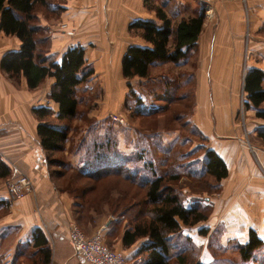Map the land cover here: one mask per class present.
<instances>
[{
  "label": "crops",
  "instance_id": "crops-1",
  "mask_svg": "<svg viewBox=\"0 0 264 264\" xmlns=\"http://www.w3.org/2000/svg\"><path fill=\"white\" fill-rule=\"evenodd\" d=\"M157 2L158 0H52L50 7L55 12L50 8L46 12L54 16L50 19L41 18L40 21L50 33L49 54L54 55L56 62H59L69 48L82 46L86 49L87 66L89 64L95 68L101 64L107 71L105 64L114 59L122 75L121 63L127 48L131 45H143L142 40L132 41L129 25L139 19L156 20L154 7L162 6L165 9L167 3L162 1L158 5ZM263 24L264 21L261 23L255 20L254 23L250 22L249 27L260 28ZM244 26V16L239 13L235 29L240 32ZM112 44L124 46L118 52H114V48L111 52ZM91 45H98L101 50L92 54L89 49ZM20 49L21 41L16 35H7L0 30V164L9 170L7 176H0V253L10 258V261L4 260L8 262L5 264H11L17 249L22 245L24 247L27 241L32 240L34 231L40 229L50 243V264H86L69 245L70 226L75 220L73 199L56 187L47 152L38 135V125L43 121L34 112L40 108L50 109V122L59 127L64 125L58 120L59 103L49 97L55 79L47 78L37 89H30L24 76L11 78L3 72V56ZM99 51L103 53L99 57L102 62L101 59L96 61ZM229 58L233 62H226V66L223 63L220 67L224 66V69L220 72V69H216L217 76L211 78V85L208 77L204 76L203 79L201 75L198 104L193 118L196 127L208 137L209 148L216 151L228 166V176L219 182L222 186L219 195L203 197L202 194L192 193L185 188L187 206L200 203L212 208L207 220L182 228L183 236L190 237L198 247L199 261L204 264L215 261L210 245L212 239L219 240L218 244L224 249L232 242L246 244L250 231L254 230L264 241V145L260 141V148L253 146V151L238 136L235 118L245 76L241 78L242 61L239 51ZM214 65L217 67L216 62ZM231 65L239 70L234 74L237 79L233 84L227 83L225 77L231 75L226 70ZM203 66L204 62H200L201 70ZM251 68L264 71V66L258 63L248 66L247 70ZM111 111L102 109L100 115L96 112H89L88 115L103 119ZM262 124L247 128V132L250 134L258 127L264 128V122ZM197 168L199 167H195ZM154 170L159 174L167 171L158 170L157 167ZM150 172L146 176L150 177ZM19 174H26L31 178L34 192L14 201L8 182L15 180ZM184 180L188 181V178L184 176L181 181ZM105 225L109 232L111 221H106ZM93 227L89 228V235L97 226ZM144 241H138L129 251L137 252ZM220 246L216 247L220 250ZM29 250L34 251V248L30 246ZM123 252L126 255L124 250ZM22 259L21 256L18 257L19 261H24Z\"/></svg>",
  "mask_w": 264,
  "mask_h": 264
},
{
  "label": "rangeland",
  "instance_id": "rangeland-1",
  "mask_svg": "<svg viewBox=\"0 0 264 264\" xmlns=\"http://www.w3.org/2000/svg\"><path fill=\"white\" fill-rule=\"evenodd\" d=\"M162 1L167 2L165 9L174 22L182 17L199 14L201 9L205 11V23L198 48L179 64L168 62L155 66L150 78L126 79L127 82L118 71L114 59L105 64L107 71L101 64L95 68L88 64L87 69H93L94 73L78 88V97L81 98L79 114L69 122H60L69 124L65 148L49 156L56 187L73 199L74 223L88 234L90 227L97 226L95 231L100 226H106V221H111L112 225L105 237L106 244L112 249L124 250L128 264H137L139 258L135 255L136 250L129 251L123 247L121 235L129 221L140 213V207L128 195L120 203L116 202L123 192L137 197L143 192L117 177L94 180L82 176L79 172L96 170L108 162L125 164L142 175H149L144 167H152L148 165L151 161H156L154 166L161 171H168L170 165L179 167L186 162L187 167H201L204 153L209 148L208 137L198 128L199 131L196 130L193 122L201 75L203 79L207 76L211 85V78L217 76L216 69H220V72L224 69V66L220 67L223 63L225 66L228 61L232 63L233 60L229 56H234L237 50L242 61L241 78L247 73L248 66L255 63L264 66V24L260 28L249 27L250 22L254 23L255 20L261 23L264 21V0H183V3L177 0H158L157 4ZM46 11V8H38L40 21L41 18L50 19L54 16ZM239 13L243 14L245 21V26L240 32L235 29ZM130 35L132 41L141 40L132 33ZM122 46L124 45H110L111 52L113 48L114 52H118ZM89 49L92 54L98 49L101 50L98 45H91ZM102 54L99 51L97 62ZM200 62H204L203 70L200 69ZM226 70L231 74L225 76L227 83L233 84L237 79L234 74L239 70L235 65ZM165 78L172 84H167ZM245 97L243 90L239 96L235 123L238 126V136L254 151V147L260 148L257 128L250 134L247 128L261 126L264 121L255 117L254 111L247 110ZM102 109L112 111L103 119L88 115L89 112L100 115ZM152 112L156 113L153 115ZM116 115L125 122L114 120ZM186 119L192 122L187 123ZM151 134L155 137L154 140L149 138ZM108 138L111 145L107 143ZM96 147L100 150V158L97 159ZM163 147L171 148L172 153L164 155L165 151L161 150ZM112 148L116 150V154H113ZM180 183L184 185L182 188ZM189 183V179L184 180L175 187L184 190V195L189 189L192 193L202 194L203 197L219 195L222 190L219 184V189L211 193L208 191L209 185L205 186L204 193L194 192ZM215 183L213 179L209 182L210 185ZM120 205L126 208L125 213L121 214H125L124 217L119 215L121 210L118 213L113 212V209L120 208ZM211 209V206H208V210ZM218 243L219 240L216 239L210 242L215 258L212 264H264V245L255 250L250 259L245 260L240 252L244 244L232 242L223 249ZM197 254L199 256V249ZM5 259L10 261L8 256H3V261ZM6 261L4 263H8Z\"/></svg>",
  "mask_w": 264,
  "mask_h": 264
},
{
  "label": "trees",
  "instance_id": "trees-1",
  "mask_svg": "<svg viewBox=\"0 0 264 264\" xmlns=\"http://www.w3.org/2000/svg\"><path fill=\"white\" fill-rule=\"evenodd\" d=\"M51 1L0 0V30L7 35H16L21 41L19 51L8 52L3 56L1 69L11 78L24 76L30 89H37L47 78H54L55 83L49 97L60 105L58 120L69 122L79 114L81 98L78 97V88L89 80L94 71L87 69L86 49L82 46L69 48L59 62H56L54 55L49 54L50 33L47 27L41 25L38 8L51 10ZM154 11L156 20L139 19L129 25V32L139 37L143 45L129 46L122 58V75L127 80L150 78L155 66L168 62L179 64L198 48L206 17L203 9L199 14L181 18L177 22H174L162 6L154 7ZM165 82L172 84L168 78H165ZM244 85L247 110L254 111L255 117L264 120V71L257 68L247 70ZM34 112L37 118L43 121L38 125V135L49 162L51 153L65 148L69 124L59 127L51 123L50 109L40 108ZM155 113L152 112L153 115ZM186 120L187 123L192 122ZM194 127L198 130L195 124ZM256 133L264 145V128H257ZM149 138L155 139L152 134ZM109 140L108 138L107 143L111 145ZM97 147L102 150L98 144ZM97 147L96 159L100 158V150H97ZM108 150L111 151V148ZM161 150L165 151V154L162 152L164 155L172 153L171 148L163 147ZM112 151L116 154L114 148ZM155 162H148L152 167H144L147 172L151 171L150 177L118 162H108L96 170L79 173L94 180L117 177L143 192L139 197L123 192L116 202L120 203L128 195L140 207V213L129 221L121 237L125 249L131 248L140 240H145L135 254L139 258L137 264H204L199 261L198 247L190 237L183 236L182 228L207 220L208 207L200 203L187 206V196L181 189L184 185L180 183L181 188L175 185L186 176L194 192L204 193L205 186L209 185L208 191L211 193L218 190L219 182L228 176V166L223 158L210 148L206 149L201 167L197 169L187 167L186 162L179 167L170 165L168 171L159 174L154 170ZM0 170V176L9 174L8 168L3 165L0 166ZM211 179L216 183L210 185ZM119 210L121 215L125 213L126 208L120 205V208H114L113 212L118 213ZM262 245H264L262 238L256 231L251 230L248 242L240 248L242 258L250 259L253 252ZM30 246L34 251L29 250ZM3 256L4 253H0V264H5ZM19 256L24 261H19ZM13 259L11 264H50L52 250L43 231L36 229L32 240L27 241L24 247L23 245L19 247Z\"/></svg>",
  "mask_w": 264,
  "mask_h": 264
},
{
  "label": "built area",
  "instance_id": "built-area-1",
  "mask_svg": "<svg viewBox=\"0 0 264 264\" xmlns=\"http://www.w3.org/2000/svg\"><path fill=\"white\" fill-rule=\"evenodd\" d=\"M114 120L124 123L123 118L115 116ZM0 158L2 151L0 149ZM13 200L22 199L34 192V184L26 174H19L15 180L8 182ZM13 201H11V205ZM106 226H100L92 234H86L74 222L70 226L68 242L74 253L81 257L86 264H128L127 256L121 250L110 248L105 242Z\"/></svg>",
  "mask_w": 264,
  "mask_h": 264
},
{
  "label": "water",
  "instance_id": "water-1",
  "mask_svg": "<svg viewBox=\"0 0 264 264\" xmlns=\"http://www.w3.org/2000/svg\"><path fill=\"white\" fill-rule=\"evenodd\" d=\"M246 74H247V73H245V77H246ZM244 86H245V85H244ZM244 86H243V90H244Z\"/></svg>",
  "mask_w": 264,
  "mask_h": 264
}]
</instances>
